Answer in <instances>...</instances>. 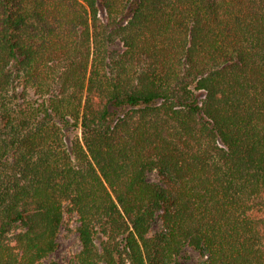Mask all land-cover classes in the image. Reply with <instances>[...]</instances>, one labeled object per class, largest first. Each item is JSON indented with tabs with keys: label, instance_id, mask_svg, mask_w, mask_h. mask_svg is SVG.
<instances>
[{
	"label": "trees",
	"instance_id": "1",
	"mask_svg": "<svg viewBox=\"0 0 264 264\" xmlns=\"http://www.w3.org/2000/svg\"><path fill=\"white\" fill-rule=\"evenodd\" d=\"M67 213L71 264H264V0H0V264Z\"/></svg>",
	"mask_w": 264,
	"mask_h": 264
},
{
	"label": "rangeland",
	"instance_id": "2",
	"mask_svg": "<svg viewBox=\"0 0 264 264\" xmlns=\"http://www.w3.org/2000/svg\"><path fill=\"white\" fill-rule=\"evenodd\" d=\"M148 177L153 181H159L160 176L157 170L149 171ZM80 219L78 214H66L65 222L59 234V247L44 259L43 264H50L56 260L61 264H71L75 255L80 251L82 242L79 236L78 227ZM161 218H157L153 225V232L162 228ZM205 259L201 250L192 245H187L180 255L181 264H201ZM102 264H106L102 262Z\"/></svg>",
	"mask_w": 264,
	"mask_h": 264
}]
</instances>
